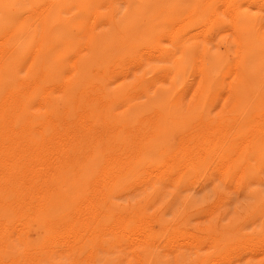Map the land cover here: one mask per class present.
I'll list each match as a JSON object with an SVG mask.
<instances>
[{"label":"rangeland","instance_id":"1","mask_svg":"<svg viewBox=\"0 0 264 264\" xmlns=\"http://www.w3.org/2000/svg\"><path fill=\"white\" fill-rule=\"evenodd\" d=\"M0 264H264V0H0Z\"/></svg>","mask_w":264,"mask_h":264},{"label":"bare ground","instance_id":"2","mask_svg":"<svg viewBox=\"0 0 264 264\" xmlns=\"http://www.w3.org/2000/svg\"><path fill=\"white\" fill-rule=\"evenodd\" d=\"M16 173V172H15Z\"/></svg>","mask_w":264,"mask_h":264}]
</instances>
